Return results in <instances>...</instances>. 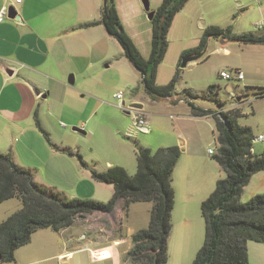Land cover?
<instances>
[{
    "label": "rangeland",
    "instance_id": "374dc122",
    "mask_svg": "<svg viewBox=\"0 0 264 264\" xmlns=\"http://www.w3.org/2000/svg\"><path fill=\"white\" fill-rule=\"evenodd\" d=\"M193 1L196 2H191L192 4H189L183 12L186 16H179V24H175L168 34L167 51L156 68L157 84H166L172 78L178 64V52L197 46L204 29L208 26L216 25L226 28L232 25L235 33L264 34V0H220L204 5L200 0ZM257 23H261L262 26H256ZM184 24L187 25L186 28L183 27ZM115 56H119L116 51ZM102 68L107 70L108 74L105 76L98 73L99 77H95L96 82L91 85L92 92L97 99H90L89 95L84 93L87 92L85 84L90 83H81L77 78V81L74 79L73 84H67L59 91L58 101L62 98L64 104L57 103L58 101L55 100L51 101L50 113L46 111L45 126L42 127L49 136L50 144L43 137L49 146L67 156L74 155L77 159V153H79L86 166L78 159L79 163L89 171L91 169L103 171V168L106 170L107 161L119 165L121 162L126 164L125 162L130 159L131 169L128 170L133 174L132 172L136 170L135 149L137 144L146 146L154 152L158 148L159 140L163 137L168 140L166 142L171 140L174 142L173 140L177 137L182 142L185 138L189 142L188 154L195 146L198 156L205 162L206 167H209L212 178L218 179L224 176L222 170L218 172L214 168V157L207 153L208 148L215 151L217 147L216 132L211 117L199 120L188 118L186 121H181L179 125L177 124V127L175 125L177 116L184 113V109L189 108L187 104H178L175 107L173 102L170 103L164 98H157L153 102V98L144 91L139 75L124 71L118 60L115 65L105 67L103 64ZM236 68L242 70L244 79L220 77V71L231 72ZM133 86H137V92L144 97L143 103L140 104L144 106L142 112H145L144 116L149 124L146 131L137 129L133 110L128 107L132 103L135 91ZM210 86H213L211 91ZM185 90H191L196 94L193 100L196 105L216 112L230 106L235 101L230 98L231 93L239 96L242 103L234 107L242 113L238 118L239 124L250 127L255 136L264 134V98L258 97L264 94V44H244L209 37L205 56L180 69L172 98ZM118 91L123 93L124 108L113 95ZM81 122L84 124L81 125ZM75 126L82 128L85 133L72 130ZM41 135L43 136L42 133ZM178 146H181V149L185 148L184 144ZM252 146L254 152L258 154L264 148V143L252 141ZM189 161L187 160L186 163ZM128 170L126 169L129 173ZM259 175H264V172H260ZM256 177L258 176H255L242 190L241 202H246L255 194L264 191L260 189L261 191L254 193L258 184H264V178L258 180ZM51 180L54 186H47L55 188L67 198L91 199L100 202L109 200V197L103 194L102 188L93 191L91 186L81 182L80 187L72 189L69 188L70 180L55 178ZM214 185L215 183H213V188ZM18 203L21 204L17 198H10L0 203V222L14 212ZM148 205L151 206L152 203L130 204L127 213L121 209V213L126 215L121 226L119 225L121 217L118 216L117 210L111 217L96 213L77 220L71 226V231L67 233H59L49 228L39 229L31 236L27 244L18 248L19 264L25 262H32L30 264H92L90 261L98 259L106 260L101 264H125L123 259L126 264H133L127 256V250L130 244L132 246L131 235L148 224L149 212L145 211ZM80 224H87L89 227L99 226L104 231L100 235L102 234L106 239L107 236H120L122 233L125 235L123 236L125 240L122 242L104 241L103 245L106 246L102 247L93 244L90 246L82 244L79 248H75L78 244L67 246L66 241L69 234H72L74 238L80 231L87 234V226ZM201 228L203 229V225ZM204 229L199 241H196V235H193L194 240L192 241L178 245L173 242L167 244L166 264H190L203 244ZM251 245L249 247L250 260L257 263L264 262V257L259 251L252 249V247L264 248V244L252 242ZM0 264H14V262H0Z\"/></svg>",
    "mask_w": 264,
    "mask_h": 264
},
{
    "label": "trees",
    "instance_id": "16d2710c",
    "mask_svg": "<svg viewBox=\"0 0 264 264\" xmlns=\"http://www.w3.org/2000/svg\"><path fill=\"white\" fill-rule=\"evenodd\" d=\"M188 0H162L153 10L151 24V50L143 57L131 37L124 30L117 14L114 0H103L100 18L81 25L102 24L107 33L120 44L124 56L140 75L144 91L153 100H183L193 116H210L216 132L217 151L213 155L224 172L218 178L212 192L201 202L200 213L204 220V241L190 264H249L247 243L264 244V191L241 202L243 187L251 176L264 172V148L258 154L252 152L254 134L251 128L241 125L238 108L217 113L194 103L196 94L185 90L172 98L180 75V61L184 56L199 60L205 56L209 37L223 38L244 44H264V34L233 32L232 25L221 28L216 25L204 29L199 44L182 51L174 75L166 84L156 83V68L168 48V32L174 16ZM213 86L209 87L211 91ZM264 98V94L258 95ZM36 127L50 144L47 132L42 128L34 112ZM178 145L158 147L154 152L136 145V170L129 174L119 165L106 170L91 169L95 181L111 184L113 194L106 202L91 199L67 198L55 188L34 180L33 171L16 164L10 152H0V203L17 198L21 207L0 222V262H14L16 250L31 240L32 234L49 228L59 232L72 226L77 220L100 213L111 217L120 207L127 213L130 204L151 202L149 221L131 235L132 246L127 253L133 264H166L167 241L171 230V212L174 192L172 173L181 155ZM81 164L86 166L77 153Z\"/></svg>",
    "mask_w": 264,
    "mask_h": 264
},
{
    "label": "crops",
    "instance_id": "0c3cea01",
    "mask_svg": "<svg viewBox=\"0 0 264 264\" xmlns=\"http://www.w3.org/2000/svg\"><path fill=\"white\" fill-rule=\"evenodd\" d=\"M161 1L149 0L150 10H155ZM212 1L216 3L220 0H200L202 5ZM102 2L103 0H20L19 2L0 0V11L4 6H7L13 7L16 12L15 18L4 16L0 21V152H10L16 164L33 171L34 180L38 183L54 186L52 178L70 180L69 188L75 189L80 187L81 182H84L91 186L93 191L102 188L103 194L110 198L114 191L111 184L95 181L89 169L83 167L74 155L67 156V154L49 146L34 124L36 110L41 126H45L44 115L46 111L50 113L51 101H58V93L69 84L67 80L70 75H74L73 82L78 78L81 83H90L84 86L87 89V92L84 93L89 95L90 99H97L91 87L96 82L95 77H99L98 73L105 76L108 74L107 70L102 68L103 64L105 67H111L118 60L124 71L139 75L124 56L118 41L107 33L102 24L80 27L100 18ZM114 2L124 30L131 37L141 55L147 58L151 50V24L141 0H114ZM191 2L196 1L188 0L174 16L168 34L175 24H179V16L185 14L183 12L189 4H192ZM183 27L186 28L187 25L184 24ZM115 51L118 52V57L115 56ZM182 51L178 52V60ZM224 51L228 52L227 49ZM190 63H194V61ZM4 67L13 69V73L8 75ZM32 88L39 90L40 95H34ZM134 88L131 104L143 103L144 97H141V94L137 92V86ZM168 101L172 103L169 99ZM240 101L238 105L242 103V99ZM57 103L64 104V101L61 98V101ZM173 104L176 107L178 104L186 103L178 101ZM167 107L169 106L167 105ZM170 116L172 115L170 114ZM205 117L210 116H193L190 114L189 108H186L184 113L177 116L175 125L178 127L181 121H186L188 118L199 120ZM83 124L84 122H81V125ZM199 135L201 134L199 133ZM166 141L168 140H165V137L160 139L158 147L185 145L172 173L171 186L174 192V206L171 212V230L167 244L173 242L178 245L192 241L194 240L193 235H196L195 240L199 241L204 229L200 204L214 189L213 183L217 178L210 176L209 167H206L205 162L198 156L195 146L188 154L189 142L185 138L182 142L179 137L173 140L174 142ZM252 151H254L253 148ZM203 155L205 157V154ZM187 160H190L189 163H186ZM106 163L107 168L115 165L111 161ZM125 163L121 162L119 165L124 166L127 170L131 169L130 159ZM208 166L210 165L208 164ZM213 166L218 172L222 170L215 159ZM103 170L105 169L103 168ZM128 171L130 173V170ZM259 174L260 172L253 174L243 190L255 176H258L256 177L258 180L264 178V175ZM260 189H264V184H258L254 193L261 191ZM133 204L136 203L131 205ZM151 206L145 207L146 213L150 211ZM20 207L21 204L18 203L15 210ZM117 210L118 216L121 217L119 224L121 226L126 215L121 213L120 207ZM80 225L87 226V234L80 231L75 238L69 234L66 241L67 246L78 244L75 248H79L82 244L83 246L93 244L102 247L106 246L103 245L104 241L122 242L125 240L123 237L125 235L122 233L120 236H107L106 239L105 236L100 235L104 231L99 226ZM70 231L71 226L60 230L59 233ZM81 235H84V238L81 239ZM251 244L252 241L247 243L249 264H264V262L257 263L250 260L249 247L252 246ZM130 248L131 244L127 252ZM252 249L258 250L264 257L263 247H252ZM19 261L17 249L14 264H19ZM90 262L101 264L106 260L98 259ZM123 262L126 264L124 259ZM30 263L32 262L23 264Z\"/></svg>",
    "mask_w": 264,
    "mask_h": 264
},
{
    "label": "built area",
    "instance_id": "2783aa9c",
    "mask_svg": "<svg viewBox=\"0 0 264 264\" xmlns=\"http://www.w3.org/2000/svg\"><path fill=\"white\" fill-rule=\"evenodd\" d=\"M16 1L19 2L20 0H16ZM8 9H9V7H7V6H4L1 9V11H0V21L3 20L4 16H7ZM256 26L261 27L262 24L261 23H257ZM220 77H222L223 79L235 78L236 80H242L244 75H243V72L240 69L236 68V69H233L231 72H227V71H224V70L220 71ZM114 97L119 101L120 106L124 108V101L122 100L123 93L121 91H118L117 93L114 94ZM230 98H232L233 101L234 100L235 101L232 102V104L230 106L222 108L217 113L231 110V109H233L234 107H236L238 105V102H239L238 100H240L239 96H236L235 94L231 93L230 94ZM179 101H183V100H179ZM128 107L131 108L130 110H133L134 119H135V125H136L137 129L146 131L148 129V121L145 118L144 113L140 109L132 108L131 106H128ZM252 140L264 143V134H258L256 136L254 135ZM207 152H208V154H212V155H214L216 153L212 148H208ZM80 238L81 239L84 238V235H81Z\"/></svg>",
    "mask_w": 264,
    "mask_h": 264
},
{
    "label": "water",
    "instance_id": "95a60500",
    "mask_svg": "<svg viewBox=\"0 0 264 264\" xmlns=\"http://www.w3.org/2000/svg\"><path fill=\"white\" fill-rule=\"evenodd\" d=\"M142 2V5H143V8L147 11V17L149 19L152 18L153 14H154V11L153 10H150V4H149V0H141ZM16 16V12L15 10L13 9V7H9L8 9V13H7V17L8 18H15ZM193 61H196L194 57H191V56H184L181 61H180V67L183 68L185 67L188 63L190 62H193ZM4 70L5 72L8 74V75H11L13 73V69L9 68V67H4ZM67 82L69 84H73V76L70 75L68 77V80ZM32 91L34 93V95L36 96H39L40 95V91L37 90L36 88H32ZM42 97H44V95H42ZM132 108H136V109H141L142 108V104L140 103H133L130 105ZM72 130L74 131H78V132H81V133H85V131L80 128V127H72Z\"/></svg>",
    "mask_w": 264,
    "mask_h": 264
},
{
    "label": "bare ground",
    "instance_id": "6f19581e",
    "mask_svg": "<svg viewBox=\"0 0 264 264\" xmlns=\"http://www.w3.org/2000/svg\"><path fill=\"white\" fill-rule=\"evenodd\" d=\"M253 141V140H252ZM252 148H253V146H252Z\"/></svg>",
    "mask_w": 264,
    "mask_h": 264
}]
</instances>
